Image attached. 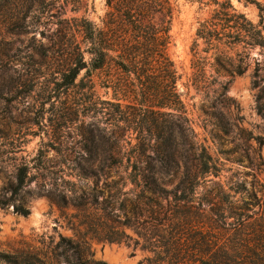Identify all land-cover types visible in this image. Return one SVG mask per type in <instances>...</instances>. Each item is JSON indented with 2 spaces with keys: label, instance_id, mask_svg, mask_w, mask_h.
<instances>
[{
  "label": "rangeland",
  "instance_id": "374dc122",
  "mask_svg": "<svg viewBox=\"0 0 264 264\" xmlns=\"http://www.w3.org/2000/svg\"><path fill=\"white\" fill-rule=\"evenodd\" d=\"M47 1L52 5H33L25 21L14 24L26 0H0V264H204L193 251L192 229L214 225L206 203L231 189L264 187V50L223 48L244 71L231 80L215 70L214 52H201L199 40L197 57L208 62L196 83L191 62L197 58L190 50L198 22L212 7L206 0H169L175 12L168 54L180 76L177 89L196 141L219 171L193 180V200L182 207L177 199L191 191L193 161L180 156V146L174 152L166 118L162 133L143 131L145 143L159 154L147 150L150 157L135 164L137 122H117L113 107L94 118L88 110L92 96L56 87L81 39L70 19L84 17L102 28L105 1ZM256 1L261 10L245 0L231 4L264 34V2ZM92 79L95 100L126 104L113 88L120 83L115 67L96 71ZM106 80L112 82L108 89ZM131 113L124 110L125 117ZM119 139V153H110ZM18 170L24 174L20 189ZM166 213L172 221L162 241L183 251L178 263L170 247H149Z\"/></svg>",
  "mask_w": 264,
  "mask_h": 264
},
{
  "label": "trees",
  "instance_id": "16d2710c",
  "mask_svg": "<svg viewBox=\"0 0 264 264\" xmlns=\"http://www.w3.org/2000/svg\"><path fill=\"white\" fill-rule=\"evenodd\" d=\"M81 1L83 0H75V4ZM104 1L107 13L102 28L84 17L70 19L72 28L81 39L74 43L71 66L67 72L61 74V82L57 83L56 87L63 88L64 91L76 88L81 96H92L88 110L94 118L111 114L107 107H113L117 110L116 113H119L117 122H137L139 131L134 145L135 164L140 163L142 158L150 157L145 154L147 150H151L154 155L159 154L157 149L152 150L145 143L143 131L147 134L162 133V119L166 118L169 135L175 144L174 152L176 147L180 146V156L192 157L193 161L191 191L177 199L178 204H183L182 207L187 206L193 200L194 188L197 185L192 183L193 180L200 177H217L219 171L206 148L196 141L177 89L180 76L168 54L172 43L170 31L175 10L169 0ZM245 1L254 3L259 10L262 8L259 1ZM26 2L28 5L23 7L25 13L20 12V17L15 18L14 24L24 22V15L33 5H52V2L47 0ZM204 4L212 9L207 19L198 22L190 50L192 57L197 58L191 62L193 80L196 83L202 81V72L208 62L207 57H197L199 40L205 45L201 52L206 55L214 52L211 58L215 70L232 80L235 76H241L244 71L240 64H235L233 59L225 56L223 48L242 44L245 50H264L263 30L260 25L252 24L243 14L236 12L231 0H206ZM64 23L68 22L64 20ZM110 66L115 67L120 74V83L113 88L121 95L122 102H126L124 106L120 103L95 100L96 85L92 79L93 74ZM83 71L84 74L80 77ZM111 84L110 80H106L103 88L108 89ZM226 85H221V89L225 90ZM253 85L258 87L259 81L255 80ZM127 96L129 101H126ZM124 110L132 113L125 117ZM149 115L153 118L146 120ZM144 121L148 127L142 125ZM92 124L95 125V122ZM132 130L136 132L135 128ZM122 141L123 139H119L113 142L108 151H118V154ZM125 143L129 144V141ZM16 180V187L20 189L24 184L22 170H18ZM260 186V190L255 189L250 193L239 189L224 191L216 196V203H206L210 204L209 211L213 216L214 225L192 229L195 244L193 251L196 250L201 259H204V264H264V187ZM160 198L166 199L165 196ZM157 206L162 210L158 203ZM17 210L23 215L27 214L22 208ZM171 221L167 213L158 221L155 226L158 233L155 236L158 240L156 243H150L149 247L153 252L159 248L170 247L169 250L176 254L172 253L173 260L178 263L184 258L183 251L179 248L174 250L170 243L162 241L164 234H170ZM112 238L108 236L110 241L117 240Z\"/></svg>",
  "mask_w": 264,
  "mask_h": 264
}]
</instances>
